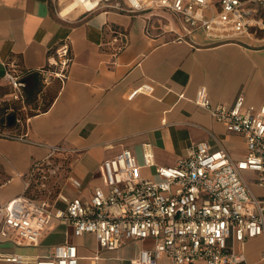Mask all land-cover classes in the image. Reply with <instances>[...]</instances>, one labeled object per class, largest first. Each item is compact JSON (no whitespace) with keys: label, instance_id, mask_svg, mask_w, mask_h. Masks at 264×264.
I'll list each match as a JSON object with an SVG mask.
<instances>
[{"label":"crops","instance_id":"obj_1","mask_svg":"<svg viewBox=\"0 0 264 264\" xmlns=\"http://www.w3.org/2000/svg\"><path fill=\"white\" fill-rule=\"evenodd\" d=\"M61 1L0 0V207L24 193L25 174L48 152L43 145L4 134L26 132L32 140L71 148L66 156L50 160L68 163L67 181L59 190L68 198L89 194L101 181L102 161L122 148H129L140 164L146 144L159 165L174 164L202 141L213 149L224 147L235 159L244 156L245 138L228 132L194 103V96L205 86L213 105H231L239 93L247 104H264V35L211 43L197 33L193 41L176 40L166 31L175 17L165 9L87 12L76 7L63 12L69 0ZM65 38L72 57L68 76L63 82L51 78L44 84L38 70ZM10 61L24 72L19 100L4 78ZM145 83L152 92L128 98ZM140 172L149 176L154 168L143 166ZM70 178L81 181V190ZM250 188L264 196L256 182H250ZM2 221L0 211V229ZM62 243L76 245L78 264H91L89 256L95 252L100 256L96 264H129L152 245L151 240L128 241L115 250L100 249L93 235H76L70 224L56 218L36 244L17 242L10 229L7 236L0 233L4 253L47 256ZM234 249L245 257L238 264H264L263 235L236 243ZM157 264L172 263L163 256Z\"/></svg>","mask_w":264,"mask_h":264},{"label":"built area","instance_id":"obj_2","mask_svg":"<svg viewBox=\"0 0 264 264\" xmlns=\"http://www.w3.org/2000/svg\"><path fill=\"white\" fill-rule=\"evenodd\" d=\"M76 7L91 12L99 8L120 12L165 9L175 20L166 31L176 40H190L202 33L211 43L239 40L244 35H264V0H76ZM72 57L70 41L61 40L50 52L46 66L40 68L44 84L51 78L63 82ZM5 80L13 88V98L22 99L24 72L13 62H6ZM150 84L132 90L152 92ZM194 103L225 125L228 132L242 135L246 152L233 158L220 146L211 148L197 143L190 152L172 165H159L149 144L143 149L140 164L129 148L102 161L98 170L101 181L87 195L68 198L58 192L54 199L33 198L25 193L37 177L45 178V164L72 149L60 144L32 140L28 134H4L30 144L43 145L48 152L35 162L24 176V193L7 201L0 233L13 230L17 242L36 244L46 225L56 218L70 224L76 235L91 234L100 249L115 250L128 241L151 240L129 264H157L165 256L172 264H238L245 261L234 244L259 235L264 236V196L250 188L256 182L264 188V104L245 103L243 93L231 105H213L205 86L195 92ZM143 166L153 167L149 176ZM251 172L248 180L243 172ZM81 190L82 183L70 178ZM40 188V187H39ZM62 203L63 206H57ZM264 255V252H263ZM98 252L89 256L91 264ZM75 244L62 243L47 256L4 253L0 261L34 264H78Z\"/></svg>","mask_w":264,"mask_h":264},{"label":"rangeland","instance_id":"obj_3","mask_svg":"<svg viewBox=\"0 0 264 264\" xmlns=\"http://www.w3.org/2000/svg\"><path fill=\"white\" fill-rule=\"evenodd\" d=\"M68 0H62L61 4L67 3ZM167 20H171L168 15H165ZM46 100V97H44ZM68 163L66 160L57 159L55 162L51 161L45 164L43 170L46 174L45 178L37 177L33 182L36 184V188L32 189L34 193H28L33 198H49L54 199L59 192L60 188L67 181V168ZM253 174L251 172L244 171L243 176L252 180ZM252 182V181H251ZM35 186V185H34ZM40 187V188H39ZM31 190V191H32Z\"/></svg>","mask_w":264,"mask_h":264},{"label":"bare ground","instance_id":"obj_4","mask_svg":"<svg viewBox=\"0 0 264 264\" xmlns=\"http://www.w3.org/2000/svg\"><path fill=\"white\" fill-rule=\"evenodd\" d=\"M77 5V1L76 0H69V3L67 5V7L63 10V12H66L67 11V8H69V10H73L74 8H76ZM81 8V7H79Z\"/></svg>","mask_w":264,"mask_h":264},{"label":"trees","instance_id":"obj_5","mask_svg":"<svg viewBox=\"0 0 264 264\" xmlns=\"http://www.w3.org/2000/svg\"><path fill=\"white\" fill-rule=\"evenodd\" d=\"M35 185V186H34ZM34 188H36V184H32V187L29 189V190H27V191H25V193L27 194V195H29L30 193H34L33 192V190L32 189H34ZM32 190V191H31ZM29 193V194H28Z\"/></svg>","mask_w":264,"mask_h":264}]
</instances>
